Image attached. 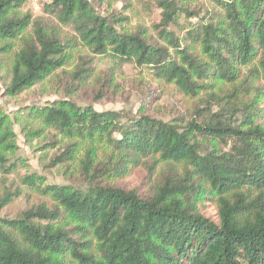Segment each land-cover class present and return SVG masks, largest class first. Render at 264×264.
<instances>
[{
	"label": "trees",
	"instance_id": "obj_1",
	"mask_svg": "<svg viewBox=\"0 0 264 264\" xmlns=\"http://www.w3.org/2000/svg\"><path fill=\"white\" fill-rule=\"evenodd\" d=\"M137 1L159 9L154 29L165 45L119 31L90 0H49L36 18L18 14L25 0H0L4 49L30 27L7 95L44 81L65 66L70 49L83 45L93 56L148 68L159 82L208 105L173 122L143 108L134 115L96 111L65 99L30 109L47 128L104 143L112 155L96 164L90 149L76 183L38 188L53 201L50 208L40 203L10 218L2 211L12 198H0V264H264V0H215L219 11L203 18L178 0ZM180 17L188 22L182 36ZM92 61L80 58L66 76L71 89L93 80ZM110 85L105 74L93 80V101L105 98ZM70 146L55 164L71 160ZM141 158L151 160L146 196L117 184ZM208 196L216 222L200 212Z\"/></svg>",
	"mask_w": 264,
	"mask_h": 264
},
{
	"label": "rangeland",
	"instance_id": "obj_2",
	"mask_svg": "<svg viewBox=\"0 0 264 264\" xmlns=\"http://www.w3.org/2000/svg\"><path fill=\"white\" fill-rule=\"evenodd\" d=\"M46 2L49 0H25L17 12L20 16L43 17L42 6ZM90 3L99 15L109 18L119 31H139L157 44L165 45L158 39L154 29V25L159 22L160 11L153 2L90 0ZM178 3L191 10L201 11L202 18L205 14L219 11L215 0H178ZM196 21L192 19L190 22ZM178 25V30H181L179 35L182 36L184 30L188 28V22L180 17ZM64 31L69 36L73 35L69 28ZM29 36L30 27L11 43L10 48L4 49L2 47L4 43H0V136L7 134L6 139L0 141V158L4 159V165L0 166V198L4 195H10L12 198L3 209L2 216L14 218L29 207L40 203L52 207L53 201L42 196L40 191H37L38 188L76 183L80 178V163L90 149L95 156L96 164L108 161L112 155L110 147L104 143L65 138L57 131L47 128L39 118L32 115L30 109L42 108L65 99L72 100L79 106L92 105L96 111L124 110L134 115L143 108L154 118L173 122L178 118L189 119L196 106L204 110L208 108L204 99L199 101L197 98L183 96L173 86L159 82L150 69L119 65L109 57L93 56L83 45L70 49L67 52L65 66L44 81L17 96H9L5 90L9 83L13 59L22 41ZM2 49L4 51H1ZM83 57L93 59L91 64L93 80L100 74L111 77L110 90L105 98L98 102L93 101L89 89L93 80L76 89H71L67 82L66 76L73 72ZM259 104L264 123V97ZM210 109L217 112L215 105H211ZM70 144H74V147ZM65 146H70L68 150L72 155L71 160L55 164L53 159L56 155L65 153ZM150 162V159L141 158L125 179L117 181L118 186L126 190L136 189L140 196H146L152 183L148 172ZM160 168L161 165L156 170L159 171ZM30 182L34 185H29ZM199 208L204 216L217 221L214 198L208 196L199 204Z\"/></svg>",
	"mask_w": 264,
	"mask_h": 264
}]
</instances>
